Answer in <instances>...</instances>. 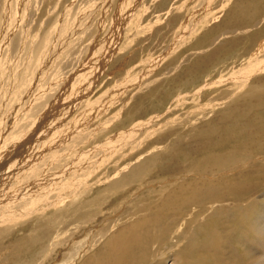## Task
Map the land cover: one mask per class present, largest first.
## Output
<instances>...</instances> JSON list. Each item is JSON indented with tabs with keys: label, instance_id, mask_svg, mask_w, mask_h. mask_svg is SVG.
<instances>
[{
	"label": "bare ground",
	"instance_id": "bare-ground-1",
	"mask_svg": "<svg viewBox=\"0 0 264 264\" xmlns=\"http://www.w3.org/2000/svg\"><path fill=\"white\" fill-rule=\"evenodd\" d=\"M0 264H264V0H0Z\"/></svg>",
	"mask_w": 264,
	"mask_h": 264
}]
</instances>
